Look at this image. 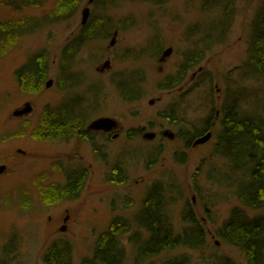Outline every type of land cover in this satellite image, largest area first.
<instances>
[{"label":"rangeland","instance_id":"1","mask_svg":"<svg viewBox=\"0 0 264 264\" xmlns=\"http://www.w3.org/2000/svg\"><path fill=\"white\" fill-rule=\"evenodd\" d=\"M56 1L42 0L43 6L25 8L18 17L44 20ZM205 2L94 0L89 4L84 0L73 17L42 21V28L0 56V165H6L0 175V264H46L52 245L71 250L73 264H82L92 258L99 235L113 218L122 217L132 222L133 230L138 228L136 216L149 188L158 182L175 192L167 193L175 231L184 235L198 226L205 231L206 242L198 249L183 246L143 264L183 258L188 264H212L214 256L246 264L244 253L219 235L232 210L245 209L236 195L243 174L236 175L232 162L217 149L223 117L208 143L192 147L187 142L214 120L230 97L243 113L264 124V81L248 78L244 68L251 23L264 0H228L227 5L224 1L220 6L231 10L225 32L219 22L227 16L224 8L211 3L207 7ZM87 7L88 21L95 10L101 16L105 13L115 26L108 38L84 43L69 71L73 77L65 81L62 50L83 27ZM14 15L0 0V20ZM215 28L223 35L207 48L204 40L216 33ZM169 49L171 55L162 59ZM202 51V58L182 72L189 58H198ZM40 53L48 55V76L41 89L24 90L16 72ZM134 74L143 78L140 99L125 100L118 83ZM173 81L178 85L170 88ZM67 100L91 104L83 130L100 118L115 120L118 127L93 130L90 142L73 134L58 141L31 137L45 107ZM26 103L33 112L27 118L15 117L14 112ZM149 133L156 139L143 138ZM115 167L123 170L124 184L111 181ZM84 173L77 198L48 202L43 197L41 188H63L70 176L81 180ZM244 211L249 217L257 213ZM129 235L124 238L125 264H137L139 254Z\"/></svg>","mask_w":264,"mask_h":264},{"label":"trees","instance_id":"2","mask_svg":"<svg viewBox=\"0 0 264 264\" xmlns=\"http://www.w3.org/2000/svg\"><path fill=\"white\" fill-rule=\"evenodd\" d=\"M227 1L206 0L205 2L207 7L211 3L215 7L224 8L223 15L226 14L227 16H223L219 21L224 24L222 29L224 32L228 30L231 10L229 6L220 5H227ZM83 2L84 0H57L54 9L44 20L33 18L29 20L25 16H18L25 8L43 6L42 0H4V4L11 7L15 15L12 18L0 20V56L7 54L22 38L36 32L48 21L58 22L73 17ZM104 14L101 16L94 10L90 21L81 27L79 33L64 46L61 55V67L65 81L69 80L68 77H73L69 71L84 43L110 36L108 32H111L115 25ZM215 30H213L216 32L215 34L206 35L204 44L207 48L220 40L223 35L221 30H218L220 33L216 28ZM202 53L203 51L198 58H189V61L183 65L182 72L187 67H193L202 58ZM46 57L48 55L45 53L36 54L17 70V82L22 89L25 90L27 87H32L35 91L41 89L49 73ZM244 68L247 70L248 78L264 81V2L255 13L251 23L248 59ZM142 79L139 74L121 78L118 89L125 100L138 101L140 99ZM208 80L211 82L210 78ZM178 82L173 81L169 84L170 88H175ZM230 98L222 110V129L218 136L217 149L220 150L219 153L223 154V157H226L228 162H232L233 166L231 167L236 175L241 176L240 173L243 174V177L238 180V187L236 185V195L239 202L245 209H252L257 213L253 217H249L244 211L245 209H233L228 220L222 225L219 235L228 244L244 253L246 264H264V124L258 121L255 116L252 117L243 113L244 110L240 104L236 103L233 97ZM78 103V100H67L55 107L46 106L41 123L32 132L31 137L38 140L58 141L73 134L90 142L91 132L83 130V128L86 127V114L90 111L91 104L82 105ZM202 132L203 130L199 133L196 131V134L201 135ZM197 135H192L189 140H193ZM241 155L244 158H242L243 161L238 160V157H242ZM122 174L123 170L115 167L112 170L111 181L124 184L127 181ZM86 176L84 173V178L81 180L70 176L68 185L63 188L58 185L43 187L41 188L43 197L48 202L77 198ZM169 188L170 186L166 187L160 182L149 188L141 210L136 216L135 221L138 228L135 230L132 228V222L122 217L113 218L109 227L99 235L92 258L85 259L82 264H125L127 245L124 243V238L129 234V243H132L133 250L139 254V256L136 254L137 264H143L149 259L168 254L170 251L183 246L196 249L202 247L204 241L206 242V236L205 231L203 232L198 226L191 228L184 235L175 231L169 218L168 210L171 202L169 201V194L167 196L168 192L173 194L175 192ZM175 196L177 195L175 194ZM173 198L171 195L170 199ZM132 231L134 233H131ZM7 248L9 245L6 246ZM45 258L46 264H73L71 250L57 245H52L47 250ZM161 264H188V261L183 258L164 261ZM212 264L238 263L231 258L214 256Z\"/></svg>","mask_w":264,"mask_h":264},{"label":"water","instance_id":"3","mask_svg":"<svg viewBox=\"0 0 264 264\" xmlns=\"http://www.w3.org/2000/svg\"><path fill=\"white\" fill-rule=\"evenodd\" d=\"M94 2V0H89V4H92ZM90 15V8L87 7L83 10V20H82V24L85 25L88 21ZM114 44V43H112ZM172 53V50L169 49L168 51H166L163 54L162 59H165L166 57L170 56ZM110 63L107 62L105 67H109ZM52 86V80L48 81L47 83V87H51ZM32 107L30 104H27L23 110H17L14 112V116L15 117H21L24 115H27L29 113H31ZM118 127L117 122H115V120H112L110 118H100L98 120L93 121L90 125H89V129L90 130H106V131H111L114 130ZM149 139H153L155 137V134L151 133L148 134L147 136ZM212 138V133L208 132L207 134H205L203 137L199 138L198 140L195 141L194 145H201V144H205L207 142H209V140H211ZM6 167L1 166L0 167V174H2L5 171ZM63 230H65V228H63Z\"/></svg>","mask_w":264,"mask_h":264},{"label":"flooded vegetation","instance_id":"4","mask_svg":"<svg viewBox=\"0 0 264 264\" xmlns=\"http://www.w3.org/2000/svg\"><path fill=\"white\" fill-rule=\"evenodd\" d=\"M28 103H26L25 105H24V107L27 105ZM19 110H23V109H19ZM33 112V107H32V110H31V113ZM31 113H29V114H27V115H24V116H21L20 118H27ZM223 113H222V111L220 112L219 110H217L216 111V113H215V117H214V120L213 121H210V123H208V126L206 125V127H205V129L203 130V132L201 133V135H198V137L196 138H194L193 140H189L188 139V145H192V147H193V145H194V142L199 138V137H201V136H203L204 134H206L207 132H211L212 133V130H213V128L217 125V120L219 119V117L220 116H222L223 117V115H222ZM87 131H90L91 133H92V130H89V129H86ZM149 134H151V133H149ZM154 134V133H153ZM213 135V134H212ZM148 134H144L143 135V138L144 139H146V140H155L156 139V134H155V137L153 138V139H149L148 137ZM191 141H192V143H191ZM195 146V145H194ZM196 146H198V145H196ZM1 166H4V167H6V165H0V167ZM6 170V169H5ZM3 174V173H2ZM1 175V174H0Z\"/></svg>","mask_w":264,"mask_h":264}]
</instances>
